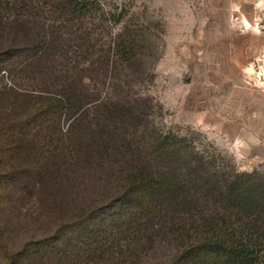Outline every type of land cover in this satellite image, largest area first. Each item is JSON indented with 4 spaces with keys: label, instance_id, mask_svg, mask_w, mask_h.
<instances>
[{
    "label": "rangeland",
    "instance_id": "rangeland-1",
    "mask_svg": "<svg viewBox=\"0 0 264 264\" xmlns=\"http://www.w3.org/2000/svg\"><path fill=\"white\" fill-rule=\"evenodd\" d=\"M53 1L25 0L38 5L35 15L22 0H0V60L9 61L0 69L1 124L26 109L29 94L56 93L73 80L97 102L89 117L99 126L105 108L118 102L131 118L120 130L134 132L136 141L169 136L185 160L210 171L255 172L264 183V0H98L61 29L77 32L79 50L57 49L41 60L11 56L33 37L12 29V19L60 24ZM120 41L132 47L127 58L117 50ZM70 120L61 116L60 127ZM13 138L16 151H0V264H64L48 252L49 240L58 236L57 248L69 249L59 229L71 232L79 213L99 203L97 195L40 201L35 172L49 174L48 151L36 154L30 134ZM143 230L134 247L127 236L120 245L112 241L138 255L118 264H164L178 248L168 238L145 241Z\"/></svg>",
    "mask_w": 264,
    "mask_h": 264
},
{
    "label": "trees",
    "instance_id": "trees-1",
    "mask_svg": "<svg viewBox=\"0 0 264 264\" xmlns=\"http://www.w3.org/2000/svg\"><path fill=\"white\" fill-rule=\"evenodd\" d=\"M96 5L98 0H54L50 12L60 24L51 22L48 28L38 19H19L16 14L11 28L33 37L10 55L41 60L57 49L79 50L77 32L61 29ZM25 6L34 14L39 10L31 2ZM116 46L127 58L131 45L120 41ZM0 63V69L6 68L9 61L3 58ZM60 86L46 96L29 94L26 109L0 123V151L8 152L6 156L17 148L19 138L12 139L13 134L32 135L36 154L47 149L49 174L44 169L35 172L40 201H88L94 193L99 200L79 213L71 232L59 229L69 249L57 248V236L49 240L48 252L58 254L64 264H101L105 259L118 264L122 258L138 257L133 247L140 243L142 228L147 242L160 237L177 245L164 264H264V183L255 172L210 171L201 161L185 160L169 136L136 141L134 132L120 130L131 125V118L118 102L105 108V123L99 126L96 116L89 117L97 102L73 80ZM61 116L71 119L66 129L60 127ZM47 181L50 185L44 184ZM126 236L133 247L116 250L114 243L120 245Z\"/></svg>",
    "mask_w": 264,
    "mask_h": 264
}]
</instances>
